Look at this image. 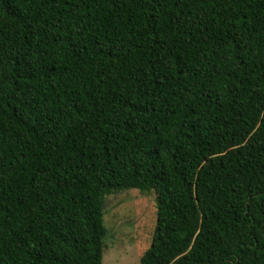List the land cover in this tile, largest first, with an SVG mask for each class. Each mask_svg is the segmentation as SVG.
Returning a JSON list of instances; mask_svg holds the SVG:
<instances>
[{
    "label": "trees",
    "instance_id": "obj_1",
    "mask_svg": "<svg viewBox=\"0 0 264 264\" xmlns=\"http://www.w3.org/2000/svg\"><path fill=\"white\" fill-rule=\"evenodd\" d=\"M130 189L140 264H264V0H0V264H102Z\"/></svg>",
    "mask_w": 264,
    "mask_h": 264
},
{
    "label": "rangeland",
    "instance_id": "obj_2",
    "mask_svg": "<svg viewBox=\"0 0 264 264\" xmlns=\"http://www.w3.org/2000/svg\"><path fill=\"white\" fill-rule=\"evenodd\" d=\"M156 208L153 193L130 189L107 197L102 264H140L151 243Z\"/></svg>",
    "mask_w": 264,
    "mask_h": 264
}]
</instances>
